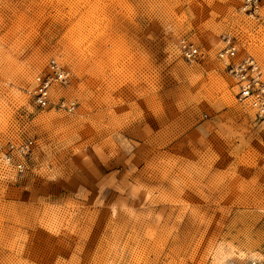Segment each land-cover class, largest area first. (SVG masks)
<instances>
[{
  "label": "rangeland",
  "instance_id": "obj_1",
  "mask_svg": "<svg viewBox=\"0 0 264 264\" xmlns=\"http://www.w3.org/2000/svg\"><path fill=\"white\" fill-rule=\"evenodd\" d=\"M227 41L264 74V0H0V264H264V121Z\"/></svg>",
  "mask_w": 264,
  "mask_h": 264
},
{
  "label": "built area",
  "instance_id": "obj_2",
  "mask_svg": "<svg viewBox=\"0 0 264 264\" xmlns=\"http://www.w3.org/2000/svg\"><path fill=\"white\" fill-rule=\"evenodd\" d=\"M260 0H247L250 8H257ZM182 56L187 61H195L203 56L201 50L193 43L182 40L180 43ZM229 73L236 80L237 100L245 106L250 107L257 118L264 121V74L258 64L251 57L240 59L236 44L227 41V45L217 54ZM68 73L56 60L50 59L34 77V84L29 89V94L34 103L41 109H45L52 102V89L55 83H62L67 80ZM59 108L72 111L75 109V102L62 100L58 103ZM33 141L28 140L16 148L19 159L13 155L5 156V164L19 172L24 171L23 157L32 151ZM12 148H14L12 146ZM255 264V263H251Z\"/></svg>",
  "mask_w": 264,
  "mask_h": 264
}]
</instances>
